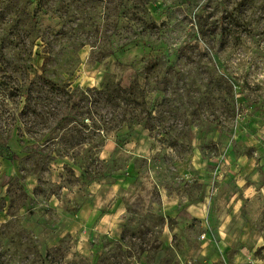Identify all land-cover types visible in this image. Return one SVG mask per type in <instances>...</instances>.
<instances>
[{
    "label": "rangeland",
    "instance_id": "rangeland-1",
    "mask_svg": "<svg viewBox=\"0 0 264 264\" xmlns=\"http://www.w3.org/2000/svg\"><path fill=\"white\" fill-rule=\"evenodd\" d=\"M0 264H264V0H0Z\"/></svg>",
    "mask_w": 264,
    "mask_h": 264
},
{
    "label": "built area",
    "instance_id": "built-area-1",
    "mask_svg": "<svg viewBox=\"0 0 264 264\" xmlns=\"http://www.w3.org/2000/svg\"><path fill=\"white\" fill-rule=\"evenodd\" d=\"M202 237H203V238L206 237V234H203Z\"/></svg>",
    "mask_w": 264,
    "mask_h": 264
},
{
    "label": "crops",
    "instance_id": "crops-1",
    "mask_svg": "<svg viewBox=\"0 0 264 264\" xmlns=\"http://www.w3.org/2000/svg\"><path fill=\"white\" fill-rule=\"evenodd\" d=\"M220 243H223L222 241ZM211 249V248H210Z\"/></svg>",
    "mask_w": 264,
    "mask_h": 264
}]
</instances>
